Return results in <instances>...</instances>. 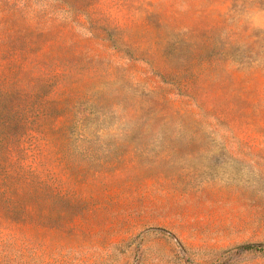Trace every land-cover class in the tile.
<instances>
[{"label": "rangeland", "instance_id": "1", "mask_svg": "<svg viewBox=\"0 0 264 264\" xmlns=\"http://www.w3.org/2000/svg\"><path fill=\"white\" fill-rule=\"evenodd\" d=\"M0 264H264V0H0Z\"/></svg>", "mask_w": 264, "mask_h": 264}, {"label": "trees", "instance_id": "2", "mask_svg": "<svg viewBox=\"0 0 264 264\" xmlns=\"http://www.w3.org/2000/svg\"><path fill=\"white\" fill-rule=\"evenodd\" d=\"M248 248H254V246H249Z\"/></svg>", "mask_w": 264, "mask_h": 264}]
</instances>
